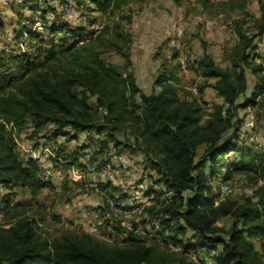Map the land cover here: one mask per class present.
<instances>
[{"label": "trees", "instance_id": "trees-1", "mask_svg": "<svg viewBox=\"0 0 264 264\" xmlns=\"http://www.w3.org/2000/svg\"><path fill=\"white\" fill-rule=\"evenodd\" d=\"M89 1L114 15L130 0ZM249 1L219 0L216 5L243 11ZM203 2L213 5L210 0ZM33 14L21 28L22 34L28 33L31 49L0 53V184L8 189L6 200L19 195L14 206L6 202L3 207L0 264H197L189 250L218 244L222 245L220 264H264L252 240L264 238V153L240 139L245 108L264 102V60L251 53L257 34L237 28L238 42L227 67L209 54L200 58L202 75L216 78L200 88L210 85L223 99L210 108L195 94L180 95L181 63L170 64L168 58L154 81L160 90L144 91L132 68L130 36L115 32L108 22L81 43L80 38L90 33L83 25L62 19L47 30L52 35L46 38L47 31L32 29ZM259 33L264 34V20ZM110 51L119 52L126 63L107 61L104 54ZM247 68L260 77L250 93ZM29 127V137L38 139L36 144L61 135L70 141L79 133L96 130L105 133L101 140L105 147L111 142L119 149L143 153L160 174L158 179L175 191L172 202L156 214L166 216L168 229L175 223L180 233L192 229L195 239L174 236L184 247L178 251L133 231L122 230L123 242L70 226L52 231L46 224V205L36 200L49 182L40 177L38 163L33 158L25 161L18 151L16 135ZM62 146L56 148L60 156ZM230 153L238 154L229 158ZM235 173L246 176L253 193L221 197L213 180L223 174L233 181ZM74 184L88 188L81 182ZM22 191H29L31 197L20 198Z\"/></svg>", "mask_w": 264, "mask_h": 264}, {"label": "rangeland", "instance_id": "rangeland-1", "mask_svg": "<svg viewBox=\"0 0 264 264\" xmlns=\"http://www.w3.org/2000/svg\"><path fill=\"white\" fill-rule=\"evenodd\" d=\"M65 1L61 0L58 7H52L48 5L46 0H0V53L2 50L6 52L23 51L20 46L21 40L24 38V33H21L23 21L27 16L38 10H41L42 13H46L48 10L54 11V18L50 27L54 23L58 24L57 22L62 19L74 26L83 25L90 33H85L80 40L93 35L96 32L97 25L101 23L105 25L108 22L115 32L130 36L132 68L137 74L136 78H139V80L137 79L139 86L144 91L160 90V86L155 85L154 81L164 68L163 61L168 58L170 64L181 63L178 72V91L180 95L183 98H191L195 94L204 100L205 105L210 108L222 103L223 99H220L222 97L210 85L200 88V85L204 84L205 81L208 80V82L213 83L216 80V78H206L202 75L199 64L201 57L209 54L220 65L229 66L232 49L238 42L237 28L241 27L250 35L257 34L255 37L253 36L252 47L254 46V48L251 47V53L258 56L257 60H264V34L259 33V25L264 20L262 6L264 0H250L243 11L236 9L231 12L227 11L222 5H216L219 0H210L213 2L212 6L206 5L203 0H182L179 3H175L173 0H130L114 15L103 13L99 5L89 0H82L83 4H78L77 0H74L80 8V16L75 18L65 15V10L62 9V3ZM238 19L241 20L240 24L235 21ZM173 24H177L182 29L180 45L175 47L170 44V39L174 35ZM44 35L46 38H51L52 34L47 31ZM56 36L57 39L60 37L59 34ZM26 40L29 42L28 37ZM104 58L120 65L126 63L124 56L116 51L106 52ZM247 76L249 80L248 92L250 93L260 77L249 68H247ZM262 96L260 95L258 100H261ZM249 108L256 114V131L264 138V102L258 101L257 104L245 108L246 115ZM49 129V131H52V127ZM30 133L31 128L29 127L17 134L18 142L31 143L38 141L36 138L31 139L29 137ZM105 137V133L92 130L79 133L76 139L70 141L61 135L56 139H49V143L55 150L62 144L61 156L65 157L68 162L73 160L76 161L73 163L78 164L83 160L86 153L93 156H105L110 146H114L113 143L108 142L111 145L105 147L101 141ZM240 139L242 143L264 153L263 148L256 141L248 139L244 132L241 133ZM57 150L56 153L59 155L60 153ZM126 150L136 157L141 169L152 172L153 178L160 176L143 153H136L130 148H126ZM18 151L25 161L29 159L25 156L23 149L18 147ZM237 154L230 153L229 158H235ZM221 177H224L223 174ZM218 182V179L213 180L216 192L220 191ZM233 183L241 189L250 185V181L242 173L234 174ZM49 185L42 190L36 200L46 205V224L52 231L66 226L87 231V220L79 213L71 211L69 205L85 203L89 208L94 209L98 205L105 206L104 195L95 192L87 185V189L79 188L70 179L64 181L61 191H56L52 183H49ZM109 192L119 194L120 190L119 187L113 186ZM30 197L29 191L20 192V198ZM101 209L103 208L101 207ZM55 214L59 215L60 219H56ZM159 218L164 223L166 216L161 217L159 215ZM5 220L3 218L0 223H4ZM224 222L226 221L224 220ZM164 224L166 225V223ZM176 225L178 223H175L174 227L169 229L172 236L182 238L184 241L195 239L192 237L194 232L192 229L187 227L185 233H180L177 231ZM125 236L121 233L116 242H123ZM252 240L264 258V246L262 245L264 238H252Z\"/></svg>", "mask_w": 264, "mask_h": 264}, {"label": "built area", "instance_id": "built-area-1", "mask_svg": "<svg viewBox=\"0 0 264 264\" xmlns=\"http://www.w3.org/2000/svg\"><path fill=\"white\" fill-rule=\"evenodd\" d=\"M61 0H46L48 5L58 7ZM65 15L70 18L80 16L79 6L74 0H66L62 3ZM54 18V11L41 10L34 12L32 29L46 32ZM104 26V23L96 26V35ZM174 35L170 39L171 46H179L182 29L173 24ZM21 40L23 50H30L28 33L24 32ZM85 37L84 42L90 37ZM264 94V91H263ZM248 139L256 141L264 150V138L256 131V114L249 108L243 121V131ZM18 147L23 149L27 158H33L39 165L40 177L52 183L56 191L63 189L66 179L84 183L95 192L104 195L106 209L89 208L85 203L69 205L71 211L79 213L87 220V231L112 242L118 241L121 233L133 231L145 236L149 241L167 246L171 249L183 251V244L171 235L169 229L156 214L163 205L172 202L175 191L165 181L153 178L152 172L141 169L136 157L127 150L111 146L105 156H93L86 153L83 160L78 163H69L65 158L56 153L55 148L47 141L39 144L35 142H18ZM221 197L251 195L253 188L249 185L241 189L232 180L224 177L218 178ZM261 184L263 181H259ZM119 187V194H111L109 190ZM8 189L0 184V220L3 219L4 205L7 202L10 207L19 201V195H13L6 200ZM114 193V192H113ZM121 228V229H120ZM123 230V231H122ZM222 245L217 247L194 248L187 252L189 257L197 264H220L219 254Z\"/></svg>", "mask_w": 264, "mask_h": 264}, {"label": "crops", "instance_id": "crops-1", "mask_svg": "<svg viewBox=\"0 0 264 264\" xmlns=\"http://www.w3.org/2000/svg\"><path fill=\"white\" fill-rule=\"evenodd\" d=\"M141 51H142V49H141ZM137 75V74H136ZM138 80H139V78H137ZM138 82V81H137ZM138 84H139V82H138ZM140 85V84H139ZM220 98V97H219ZM220 99H222V98H220ZM100 205H98V206H96L95 208H98Z\"/></svg>", "mask_w": 264, "mask_h": 264}]
</instances>
